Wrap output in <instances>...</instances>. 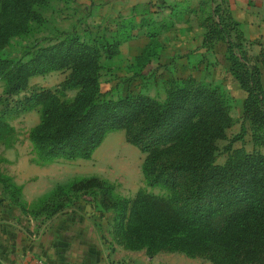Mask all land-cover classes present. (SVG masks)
I'll return each mask as SVG.
<instances>
[{
	"label": "trees",
	"instance_id": "1",
	"mask_svg": "<svg viewBox=\"0 0 264 264\" xmlns=\"http://www.w3.org/2000/svg\"><path fill=\"white\" fill-rule=\"evenodd\" d=\"M47 2L0 0V144L13 139L7 117L28 110L38 113L28 138L43 162L87 157L106 133L123 129L126 140L144 152L143 179L158 192L139 189L119 196L103 179L87 175L55 185L25 208L19 186L3 177L9 201L23 213L50 216L77 191L89 192L97 195L100 208L112 211L111 238L124 248H142L147 256L179 252L215 264H264V152L235 148L222 163L214 162L215 140L231 123L224 87L188 74L168 77L162 98L144 92L113 97L100 89L99 58L113 57L118 45L135 35L152 38L169 29L174 11L159 20L143 3L108 25L58 30L23 45L17 55L3 53L10 37L30 31V22L43 21L36 8ZM213 13L202 44L209 48L215 40L225 41L227 70L244 91L241 115L249 120L253 142L260 140L264 148L259 67L250 61L227 9L216 5ZM151 45L134 58L138 73L153 53ZM59 68L67 69L59 86L27 85L30 76ZM67 90L74 94L67 96Z\"/></svg>",
	"mask_w": 264,
	"mask_h": 264
},
{
	"label": "rangeland",
	"instance_id": "2",
	"mask_svg": "<svg viewBox=\"0 0 264 264\" xmlns=\"http://www.w3.org/2000/svg\"><path fill=\"white\" fill-rule=\"evenodd\" d=\"M199 4V6L203 7V12H205L200 20L204 27L208 19L210 22L214 21L213 8L216 5L224 7L220 3H215V0H199ZM101 5V0H48L46 5L36 8L43 17V21L39 25L30 22L29 24L32 27L30 31L10 37L2 48L3 53L12 56L17 55L23 45L30 44L39 38H47L58 30H69L71 27L80 30L83 26L99 25L101 27L108 25L117 15L103 14L100 8ZM183 7L181 5L172 7L171 10L174 12H172L171 17H180L179 19H181L182 13L185 11ZM140 8H144V6H138L137 10ZM167 17L168 15L159 20H164ZM160 32L150 38L149 44H152L150 48L152 52H157L160 48L159 40L161 38L159 37L162 35ZM231 36L232 38L234 37L232 33ZM211 47L213 48L212 53L218 57H215V61L220 60L221 65L223 67L224 65L226 66L227 63L224 57L225 41L223 39L215 40ZM234 51L238 52L236 48H234ZM99 64V86L108 95L114 97L125 92H144L157 98L164 96V88L168 78H165L166 75L163 72L162 74L157 70L152 72L153 74H147V71H144L140 74L136 69L137 64L128 63V60L125 61V58L118 55L107 59L100 57ZM213 65L214 63L211 62L210 67L206 66L200 73L202 77H198L218 82L224 87L222 79H213L215 72L211 74L213 77H209L207 74L213 70V68L210 69ZM66 73L67 69L59 68L43 74H35L28 78L27 85L51 88L59 86ZM2 87L3 82L0 80V91ZM224 89L229 98L228 110L231 123L224 129V135L215 140L214 162L222 163L231 149L235 148H242L247 152L253 149L264 152L263 145L260 144L261 141L253 142L252 140V129L249 120L241 115V105L235 97L229 94L225 87ZM66 93L67 96L71 97L74 91L67 90ZM37 120L38 113L36 110L19 112L7 117V121L13 127V139L7 146L0 144V179L6 177L7 181L19 186V199L25 208L29 207L38 197L50 191L55 185L65 183L73 177L87 175H95L103 179L111 186L112 192L119 196H131L139 189L158 192L157 188L146 185L143 179L141 162L144 152L135 144L126 140L123 129H116L106 133L87 157L75 159L58 158L43 162L37 158L28 138L29 130ZM2 187L0 181V215L5 212L4 206L6 204L5 200H7L11 207L19 211V215H13L11 218L13 222L20 224L22 219L20 214L22 213L24 217L29 218L27 220H31L27 224H32L30 226L33 231H31L36 234V228L48 216L43 213L34 215L21 212L17 205L9 201ZM83 201L89 202L91 213L99 221H102V225L96 231L97 235H103L107 230L111 234L112 211L99 207L97 195L77 191L72 202L65 206L71 208L73 202L79 203ZM155 257L156 259L154 258V260L159 264H163L162 262L166 261H172L174 264H215L206 258L188 256L179 252H158Z\"/></svg>",
	"mask_w": 264,
	"mask_h": 264
},
{
	"label": "crops",
	"instance_id": "3",
	"mask_svg": "<svg viewBox=\"0 0 264 264\" xmlns=\"http://www.w3.org/2000/svg\"><path fill=\"white\" fill-rule=\"evenodd\" d=\"M157 2L162 6L157 7ZM143 3H149L151 16L156 19L165 18L175 6H184L185 11L181 19L172 17L170 28L160 32L159 50L148 56L139 73L147 71V74H153L158 70L166 75L165 78L188 74L202 77V70L213 62L210 68L213 70L207 74L214 76L215 80L222 79L229 94L241 104L244 91L226 66L223 67L220 60L215 61L218 57L212 53L214 46L207 48L202 44L205 28L200 20L205 12L199 6V0H101L100 8L103 14L128 16L132 6ZM215 3L223 5L237 22L246 53L250 61L258 65L264 87V0H215ZM149 41L150 38L144 34L135 35L122 41L114 56L133 63ZM83 202H73L71 208L65 206L48 216L36 228L35 234L32 224H27L31 220H27L29 218L22 213L20 224L13 222L11 218L19 215V211L5 200V212L0 215V264H32L37 258L43 264H47L43 259L52 264H159L154 260L158 252L147 256L142 248H124L112 240L108 230L103 235H97L102 221L91 213L89 202ZM162 263L174 264L172 261Z\"/></svg>",
	"mask_w": 264,
	"mask_h": 264
},
{
	"label": "built area",
	"instance_id": "4",
	"mask_svg": "<svg viewBox=\"0 0 264 264\" xmlns=\"http://www.w3.org/2000/svg\"><path fill=\"white\" fill-rule=\"evenodd\" d=\"M32 264H43V262H42L41 259L37 258V259H35V260L33 261Z\"/></svg>",
	"mask_w": 264,
	"mask_h": 264
}]
</instances>
